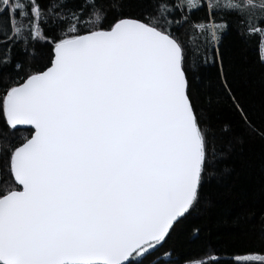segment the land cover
<instances>
[{
    "label": "snow or ice",
    "instance_id": "obj_1",
    "mask_svg": "<svg viewBox=\"0 0 264 264\" xmlns=\"http://www.w3.org/2000/svg\"><path fill=\"white\" fill-rule=\"evenodd\" d=\"M232 17L264 45V0H0V264H264L177 251L219 161L264 146L225 69Z\"/></svg>",
    "mask_w": 264,
    "mask_h": 264
},
{
    "label": "trees",
    "instance_id": "obj_2",
    "mask_svg": "<svg viewBox=\"0 0 264 264\" xmlns=\"http://www.w3.org/2000/svg\"><path fill=\"white\" fill-rule=\"evenodd\" d=\"M203 12L193 14L194 19L203 17ZM259 37L247 39L240 35L237 18H231V26L223 36L221 50L224 53L225 69L233 81L236 93L254 113L259 122L264 119V66L258 62L261 55ZM219 65L210 66L199 74L197 87L211 81L216 84ZM198 107H206V98L200 96ZM225 121H232L227 108L212 113V123L217 128ZM234 124V121H233ZM18 132L17 137L27 135ZM224 146L218 143V147ZM264 146L249 142L243 154L234 149L232 159L220 160L218 168L231 166L234 173L221 182L215 179L206 184L205 196L199 208L188 216L177 237L180 241L177 251L179 259L188 257L209 259L206 253H226L228 256L264 255V230L260 227V217L264 215ZM246 165V166H245ZM199 228V234L191 242L186 234ZM173 242H170V245Z\"/></svg>",
    "mask_w": 264,
    "mask_h": 264
},
{
    "label": "rangeland",
    "instance_id": "obj_3",
    "mask_svg": "<svg viewBox=\"0 0 264 264\" xmlns=\"http://www.w3.org/2000/svg\"><path fill=\"white\" fill-rule=\"evenodd\" d=\"M261 55H264V45H261ZM3 121L0 120V124H2Z\"/></svg>",
    "mask_w": 264,
    "mask_h": 264
}]
</instances>
